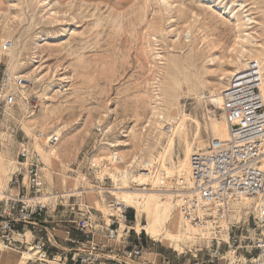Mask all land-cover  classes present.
<instances>
[{"label":"rangeland","instance_id":"rangeland-1","mask_svg":"<svg viewBox=\"0 0 264 264\" xmlns=\"http://www.w3.org/2000/svg\"><path fill=\"white\" fill-rule=\"evenodd\" d=\"M166 1L169 4L164 0H0V36L6 35L5 45L8 41L14 46L15 69L25 71L27 68L39 79L33 82L26 78L29 80L26 105L18 102L10 109L11 115L2 111L0 151L7 159L16 161L22 141L34 147L36 140L46 150L63 146L62 162L54 168L40 155L49 168L44 172L46 192L71 189L69 183L57 185L56 176L76 179L84 176L88 184L79 182V190L99 185L90 163L92 157L105 152L100 149L104 142L116 139L127 143L120 146L124 154L132 151L131 128L144 134L142 142L154 145L151 138L155 134L154 125L148 121L152 119L151 106L156 104V93L168 89L171 79L166 72H179L185 63L190 64L191 69L185 74L178 73L179 108L199 121L198 129L193 121L187 122V139L193 142L198 132L205 143L211 140L206 109L215 110L218 117L220 110L206 102V96L221 71L230 67L236 45L234 18L222 7L236 8L237 3L242 2L243 9H248L258 21L249 31H256L254 38L264 41V0ZM247 28L242 26L244 31ZM206 36L211 40L209 45ZM4 44L0 46V73L8 70L6 52L9 47L4 49ZM209 56H214L213 61H208ZM194 69L201 74L190 90L183 78L190 77ZM43 112L50 114V124L41 125ZM23 124L29 126L34 135L36 130L55 135L57 143L51 147L30 137ZM58 128L61 139L54 132ZM164 139L162 136L161 140ZM181 151V142L177 140L175 153ZM104 182V187L114 186L110 179ZM136 184L130 182V188H138ZM96 196L106 203L114 199L109 193H96ZM73 197L81 198L96 209L85 192ZM63 199L67 202V197ZM128 212L134 217V209L129 208ZM109 214L102 216L107 219ZM141 223L146 224L145 215ZM239 223L243 228L240 231L243 247L233 253L222 249L208 264H251L249 259L254 257L255 251L244 246L249 243L252 220L243 218ZM166 227L169 229L168 224ZM145 237L151 247L145 258L155 264L187 263L194 254L201 260L200 253L204 259L209 258L211 242L207 239L175 250ZM9 252L6 255L9 260L19 256Z\"/></svg>","mask_w":264,"mask_h":264},{"label":"built area","instance_id":"built-area-1","mask_svg":"<svg viewBox=\"0 0 264 264\" xmlns=\"http://www.w3.org/2000/svg\"><path fill=\"white\" fill-rule=\"evenodd\" d=\"M10 43L4 45V49ZM261 66L250 60L234 73L222 91V112L227 122V137L210 140L203 149L189 156L190 185L183 188L179 211L183 220L216 231L209 241V258L196 254L183 264H208L226 249L235 252L240 246L243 229L239 221L228 222L227 237L220 234L226 208L242 198L251 201L249 243L244 247L255 251L251 264H264V101L260 91ZM29 80L9 70L0 73V115L18 102L27 91ZM27 100V99H26ZM97 131L100 129L97 128ZM47 146L57 143L55 135L36 130L34 139ZM112 161H117L112 154ZM14 171L8 181L6 196L0 199V243L4 249L29 257L25 264H155L145 256L150 253L143 231L131 228L133 215L128 207L115 199L108 204L112 212L107 219L81 198H65L59 193L39 198L45 190V164L29 142L19 144ZM99 185L104 187L107 175L98 177L99 166L91 161ZM111 180V179H110ZM73 199L70 201V199ZM54 202V203H53ZM53 203V204H52ZM131 232L132 235H131ZM30 240H27L28 236ZM247 238V237H246ZM151 248V247H150ZM55 249V251H53ZM190 259L192 262H190Z\"/></svg>","mask_w":264,"mask_h":264},{"label":"bare ground","instance_id":"bare-ground-1","mask_svg":"<svg viewBox=\"0 0 264 264\" xmlns=\"http://www.w3.org/2000/svg\"><path fill=\"white\" fill-rule=\"evenodd\" d=\"M164 1L169 4L168 1ZM237 5L236 8H232L231 6L222 7L225 13L230 14L234 18L233 29L236 45L233 49L235 50L234 56L230 59V67L221 71V76L208 89V95L206 96V102L220 110L218 117L215 110L206 109L208 126L211 127V140H222L227 137V122L222 112V91L227 86L231 76L244 69L250 60H257L260 63L262 72L260 91L264 101V41L254 38L253 34L256 31H249L253 24L258 25V21L248 13V9H243L242 2L237 3ZM243 25L248 27L247 31L242 30ZM5 36H0L1 48L6 43ZM205 39L207 45L211 44L210 38L206 36ZM13 47L10 45L8 52H6L7 69L9 72L11 74H20L27 79H31L33 82H37L39 79L30 74L27 68L25 71L15 69L17 55L14 53ZM213 59L214 56L208 57V61H213ZM189 69H191V65L185 63L178 70L179 72L173 73L167 71L166 74L171 79L167 84L168 89H163L156 93V104L151 106L152 119L148 120L150 124L154 125L153 131L155 130V134L151 136L155 142L154 145L153 143L142 142L144 134L131 128L129 130L130 136L134 141L132 151L124 154L120 146L124 147L127 143L124 144L116 139L114 142H104L100 149L105 152L102 155L92 157L91 160L93 164L99 166L98 177L102 178L107 174L113 182L114 186L110 187L109 192L117 204L134 209L135 215L131 228L136 232L143 231L153 241H159L163 246L175 250H181L182 246L187 244L192 245L202 239H207L209 242L210 236L216 235V231H210V226L201 227L183 220L178 208L180 196L185 192L183 188L190 185L189 156L195 150L203 149L207 146V143L204 142L198 132L195 133L194 139L192 138L193 142L187 139V122L189 120L193 121L198 129L199 121L191 116V114L179 108L178 97L181 93L178 91V88L181 81L178 79V73L185 74ZM200 74L201 72L199 73L198 70L194 69L190 77L185 76L183 78L190 90L194 87L192 84H196V81H198ZM200 85L203 86L201 83ZM195 86L197 87L198 85ZM20 95L22 99H25L24 101L22 100L24 104H21L24 106L26 105L27 94L21 92ZM11 113L10 109H8L7 114L11 115ZM50 119V114L43 112L40 115L41 125L50 124ZM107 127L110 129L111 125ZM23 128L30 137H34L29 126L23 124ZM54 132L58 136V139L63 138L60 128L54 130ZM162 136L165 137L164 140H161ZM177 140L182 145L180 154L175 153ZM200 144L202 145L200 146ZM156 145L159 148H156ZM34 147L51 168L58 166L62 162L61 153L63 146L46 150L35 140ZM108 152L111 154L108 155ZM137 152L138 154H136ZM112 154H116L117 161H112ZM16 163L15 160L7 159L3 152L0 151V199L6 196L7 185L10 179L9 173L13 171ZM64 165H62V168L65 167ZM45 169L48 170L49 168L45 166ZM83 177L80 176L81 179H76V177L71 178L68 175L62 177L56 176L57 185L62 186L69 183L71 187L69 190L63 189L58 193L66 197L81 196L85 192L90 204L94 205L97 211L102 212L104 217L107 216L112 212L110 205L104 201H100L96 196V193L102 194L104 190L99 187L97 191L93 186L89 185L83 188V190H79L77 187L79 182L83 181V183L88 184ZM49 182H51L50 179ZM130 182H136V185L139 187L131 189ZM172 186H175V188H172ZM169 191H176L178 193H170ZM48 194L50 193L44 191L39 198L47 201L49 199ZM250 203L249 199L242 198L239 201L233 202L229 209L226 208V214L219 226L220 234L223 238L227 237L229 220L237 222L243 218H247L251 210ZM143 215H145L146 224L141 223ZM167 224L169 225V229L166 227ZM7 254H10V252L4 249V246L0 243V264H25L24 259L29 257V253L25 251L22 255L19 254L18 257L9 260L6 258ZM241 259L243 260V258Z\"/></svg>","mask_w":264,"mask_h":264},{"label":"crops","instance_id":"crops-1","mask_svg":"<svg viewBox=\"0 0 264 264\" xmlns=\"http://www.w3.org/2000/svg\"><path fill=\"white\" fill-rule=\"evenodd\" d=\"M27 236H28L27 240H30L31 239V236L30 235H27ZM53 251H55V249Z\"/></svg>","mask_w":264,"mask_h":264}]
</instances>
